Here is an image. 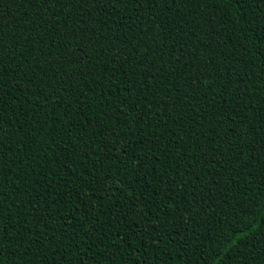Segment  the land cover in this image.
Here are the masks:
<instances>
[{
	"label": "trees",
	"instance_id": "1",
	"mask_svg": "<svg viewBox=\"0 0 264 264\" xmlns=\"http://www.w3.org/2000/svg\"><path fill=\"white\" fill-rule=\"evenodd\" d=\"M264 0H0V264H264Z\"/></svg>",
	"mask_w": 264,
	"mask_h": 264
},
{
	"label": "snow or ice",
	"instance_id": "2",
	"mask_svg": "<svg viewBox=\"0 0 264 264\" xmlns=\"http://www.w3.org/2000/svg\"><path fill=\"white\" fill-rule=\"evenodd\" d=\"M45 2H48V0H45ZM52 2H55V3H60L61 0H52ZM97 2L99 3L100 0H97ZM237 2H239V0H237ZM261 55H264V51L261 52Z\"/></svg>",
	"mask_w": 264,
	"mask_h": 264
},
{
	"label": "rangeland",
	"instance_id": "3",
	"mask_svg": "<svg viewBox=\"0 0 264 264\" xmlns=\"http://www.w3.org/2000/svg\"><path fill=\"white\" fill-rule=\"evenodd\" d=\"M127 3H132L134 0H125Z\"/></svg>",
	"mask_w": 264,
	"mask_h": 264
}]
</instances>
